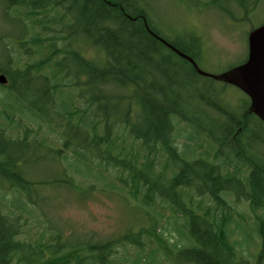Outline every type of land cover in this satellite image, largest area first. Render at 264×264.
I'll return each mask as SVG.
<instances>
[{
    "label": "trees",
    "instance_id": "obj_1",
    "mask_svg": "<svg viewBox=\"0 0 264 264\" xmlns=\"http://www.w3.org/2000/svg\"><path fill=\"white\" fill-rule=\"evenodd\" d=\"M3 1L10 8V16L18 18L22 27L4 47V55L10 58L3 57L4 62L0 64V73L7 78L0 88L5 90L9 100L0 107V117L3 115L9 125L18 127L17 117L22 114L36 130L32 133L25 130L16 137L0 123V187L12 195L6 200L9 212L2 213L0 208V264H84L85 260V264H109V256L114 253L109 238L80 244L78 241L74 248L80 251L74 254V250L59 242V233L51 244L43 243L41 247H32L17 237L24 223L20 214L15 215V209L29 212L27 202L39 206L35 194L37 188L42 187H35L41 182L31 180L27 164L46 156L54 159L53 155L57 154L61 164L58 170L71 187L76 185L75 177H79L81 183L91 178L106 192L113 191L116 186L109 180L110 171L124 184L129 183L134 191L144 193L143 198L137 199L138 204L133 203L137 209L145 210L151 221L139 227L140 240L126 239L131 245L142 248L153 237L164 246V259L169 264L264 263L261 215L246 225L235 222L241 236L239 241L232 237L233 229L227 227L229 217L224 214L219 215L220 218L212 217V210L203 208L202 201H195L186 193L187 196L182 197V189L201 183L204 189L197 187L196 192L200 196L208 195L212 202L236 194L237 200L249 203L252 212L257 209L264 212V164L241 145L242 138L250 131L251 120H258L248 111V97L244 96L238 112L221 111L214 105L224 114L226 123L221 124V128H206L217 135L220 142L228 141L231 156L220 154V142L212 145L205 138L206 150L196 157L197 144L203 143L199 142V134H189L193 126L191 113L179 102L176 89L183 86L180 80L183 74L191 82L206 77L151 32L195 62L200 48L198 37L191 35L190 41H186L165 35L145 4L146 0ZM219 1L206 0L203 6H218L222 12H230L225 16L233 18L239 8L250 17L261 0H236L233 8L221 6ZM32 15L39 17L37 21L30 19ZM77 35L81 42L76 44ZM85 44L93 49V56L83 54L80 45ZM26 57L30 61L25 60ZM34 86L37 98L30 99L28 92ZM178 121L183 122V126L178 127ZM200 126L198 124V128ZM10 127L13 126H9V131ZM43 127L47 133H57L58 148L41 139L38 131ZM223 127L225 130L220 132ZM173 137L183 139V150L178 151V146H174ZM168 141V148L164 150L166 164L176 161L177 170L167 166L170 171L166 176L161 172L165 163L159 170L153 169L154 161L150 156L162 151L161 147ZM207 150L213 160L205 158ZM239 157L248 161H242L248 163V174L243 182L234 183V173L241 164ZM141 158L145 166L140 165ZM71 161L76 165L72 166ZM234 161V170L223 174L222 170L230 168ZM78 163L86 167L87 174L80 173ZM237 177L235 175L236 181ZM241 184H244L243 190ZM238 189L240 192H235ZM126 193L134 196L131 191ZM0 198L4 201L5 194L1 192ZM221 199L214 201L217 207ZM214 209L217 208L214 206ZM167 211L171 214L173 230L182 242L167 243L163 235L169 233V229L160 231L156 226ZM214 211L217 214L218 211ZM245 227L250 228L251 234L246 230L241 232ZM252 246L257 249L254 258ZM140 259L141 264L152 262L148 255L125 257L128 264H138Z\"/></svg>",
    "mask_w": 264,
    "mask_h": 264
},
{
    "label": "rangeland",
    "instance_id": "obj_2",
    "mask_svg": "<svg viewBox=\"0 0 264 264\" xmlns=\"http://www.w3.org/2000/svg\"><path fill=\"white\" fill-rule=\"evenodd\" d=\"M205 2L206 0H146L145 4L154 15L156 24L158 22L159 28L165 35L171 34L172 36L186 41H190L189 36L191 35L197 36L200 41L198 42L200 48L199 53H197L198 60L196 63L206 72L219 73L245 59L247 54V33L264 21V0H261L258 6L252 10L250 17H247L244 10L239 8L236 10L237 13L233 15V18L225 16L227 15L225 13L230 12H222L218 6L214 8L204 7L203 4H207ZM219 4L221 6L229 5L233 8L236 4V0H220ZM228 8L230 9V7ZM9 11L10 8H7L4 1L0 0V64L4 62V58H10L4 55L6 53L4 48L6 46L5 43L7 44L11 36L18 34L22 27L18 18L10 16ZM21 13L23 14V11H21ZM38 18L39 17L32 15L30 19L32 21H37ZM75 38L78 39V35ZM77 42L80 43L81 41L78 39L75 43L77 44ZM80 48L84 55L93 56V49L90 48L88 44L80 45ZM27 58L28 57H26L25 60H29ZM7 63H9V61ZM180 78L183 86H179V88L176 89L177 92H179V102L191 113L190 123L193 124V126L190 128L189 134H199V142L202 141L203 143L200 145L197 144L195 151V156L200 157L202 152L206 150L204 146L205 138H207L212 145L215 141V144L220 142L218 140L219 137L209 130L206 131V128H216L217 126L221 128L223 123H226L224 114H222L221 111L225 110L232 112L230 110H233L238 112L240 106L243 104L244 96L246 95L237 87L210 77L198 78L197 81L192 82L184 74L181 75ZM35 89V86L32 88L30 87L28 92L31 96L30 99L37 98ZM8 100L9 99L5 96V90L0 88V107ZM214 105L220 108L221 111H218ZM17 118L19 119L18 127L9 125L7 119L3 115L0 117V123H4L8 132L16 137L23 134L25 130H28L30 133L36 130V126L24 120L26 118L23 117L22 114H19ZM52 118L55 119L56 116L54 115ZM258 120H251L252 126L250 127V131L242 138L241 145L245 148L247 147L250 156L258 157L259 162L264 164V123ZM177 124H179L178 127L183 126V122L178 121ZM198 124L201 125L200 128H198ZM53 125L55 126V122H53ZM9 126H13L10 127V131ZM202 126L205 128H202ZM44 128L45 127L38 131L42 137L41 139L58 148L60 145L57 142V133L53 131L47 133ZM224 130L225 128L223 127L220 132ZM182 141L183 139L180 137H176V139L173 137L172 142L174 146H178V151L183 148L181 147ZM220 143V154L222 155L223 153L224 157L231 156L228 141L226 143ZM168 144L169 141L168 143L166 142L164 148L161 147L162 151L155 153V156H150L151 158L153 157L154 161L152 165L153 169L158 168L157 170H159L160 165L163 162L165 163L161 172L166 176L169 175L170 171V168H167V166L177 170L176 161H170L169 164H166L168 163V159L165 157L166 154L164 150L168 148ZM189 151L191 150L188 149V152ZM207 151L208 154L205 155V158L213 160L212 154L209 153V150ZM41 155L39 157H41ZM55 156L53 155L54 159H52L51 156H46L38 161L31 160L27 164L29 176L33 178L31 180L45 183H38L35 185V187L42 185V187L37 188L35 194V199L38 198L39 206H34L27 202L26 208H28L27 210L29 212L26 213H22L13 208L16 211L15 215L20 214L21 220L24 223V226H21V230L17 236L18 238L29 243L32 247L38 245L41 247L43 243L51 244V242L54 241L53 238L55 235L59 233V242L66 244L69 250H74V254L80 251V248H74V245L78 241H80V244L86 240L96 241L98 238H109L114 252L109 256V264H128L129 262L125 260V257L131 259L136 258L137 255H141L142 257L148 255L152 259L151 264H169V261L164 259V246L153 237L149 238L146 245L142 248L133 246L126 240L129 238H137L140 240L141 234H138L139 227L143 225L147 226L151 221L150 215L146 214L145 210L140 208L137 209L135 205L138 204V198H143V192L134 191L129 183L127 185L124 184L121 182L122 180L111 175L110 171L109 180L112 179L113 184L116 186L113 191L109 190V192H106L99 185V182H93L91 178H86L82 180L83 183H81L80 178L75 177L74 183L76 185L71 187L65 183L62 173L58 170L61 166L60 162H58L60 159L59 154ZM242 161L244 160L241 159V164L238 165L236 173H234V183L238 181L243 182L244 177L248 174V163H244L248 161ZM71 162L72 166L76 165L74 161ZM139 162H141L140 165L145 166V163L143 164V158H141ZM62 165L64 166V163H62ZM234 165L235 161L230 168L222 170V173L224 174L226 171L231 173V170H234ZM77 166L81 174H87L88 170L83 164L78 163ZM199 168H201V166H199ZM235 175L238 176L237 181L235 180ZM240 186L243 190L244 184ZM197 187L204 189L201 183H195L192 188L182 189L184 193L182 197H186V194H189L192 198H195V201L196 199L202 201L204 205L203 208H210V210H212V217L215 216L220 218L219 215L221 214H224L225 217H229L230 219L227 227L233 229L232 237L239 241H241V236L235 229V222L246 225L247 222L257 220V215H261L264 219L263 211L257 209L255 212H252L249 203L244 199L237 200L236 194L223 196L222 198L225 201L221 198L214 199V201H220L221 199L219 208L214 201L208 200V195L202 194L200 196L196 192ZM233 190L234 188H232V191ZM128 191H131L134 196L131 197L127 194L126 192ZM236 191L240 192L239 189L235 190V192ZM1 192L5 194L6 198L4 201L0 198V208L2 213H6L9 212V203H7L6 200L9 201V197H12V195L10 192L6 193L3 186L0 187V193ZM188 204L192 205L190 203ZM214 206L217 209H214ZM157 207L159 210L162 209L161 211H163L161 205L158 204ZM214 210L218 211L217 214L214 213L216 212ZM33 215L34 217H32ZM171 223V214L167 211L164 218L158 219L156 226L160 231L164 228L169 229V233L164 232L163 235L164 239L168 240L167 243L175 240L181 241L179 235L173 230V225ZM243 230H246L245 232L248 233L252 232L250 228L247 227L241 229L242 233L244 232ZM123 242L126 243L125 246H123ZM251 248L250 250L254 251V258V256L256 257L257 255V249L253 246ZM245 255L248 256L249 254L246 252ZM139 261L138 264H141V259ZM86 262L87 260L82 263L85 264Z\"/></svg>",
    "mask_w": 264,
    "mask_h": 264
},
{
    "label": "water",
    "instance_id": "obj_3",
    "mask_svg": "<svg viewBox=\"0 0 264 264\" xmlns=\"http://www.w3.org/2000/svg\"><path fill=\"white\" fill-rule=\"evenodd\" d=\"M151 33L179 56L187 59L200 75L225 82L241 90L249 99L248 111L264 123V22L248 31L245 59L219 73L202 70L190 56L153 32ZM6 82V76L0 73V84Z\"/></svg>",
    "mask_w": 264,
    "mask_h": 264
}]
</instances>
